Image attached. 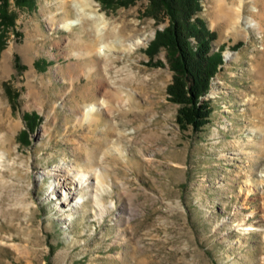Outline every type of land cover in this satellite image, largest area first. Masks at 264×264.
I'll return each instance as SVG.
<instances>
[{
  "label": "rangeland",
  "instance_id": "374dc122",
  "mask_svg": "<svg viewBox=\"0 0 264 264\" xmlns=\"http://www.w3.org/2000/svg\"><path fill=\"white\" fill-rule=\"evenodd\" d=\"M94 2L103 31L146 40L132 54L112 52L119 59L103 77L116 103L87 118L84 106L108 97L98 89L101 71L90 77L73 55L82 27L59 28L65 13L49 26L61 1L8 0L15 19L0 37V264H264V0H229L243 6L229 28L214 25L213 0L200 1L197 17L224 60L203 98L209 123L196 133L176 123L166 50L152 60L144 53L167 20L146 15L148 0ZM26 114L36 115L32 131Z\"/></svg>",
  "mask_w": 264,
  "mask_h": 264
},
{
  "label": "trees",
  "instance_id": "16d2710c",
  "mask_svg": "<svg viewBox=\"0 0 264 264\" xmlns=\"http://www.w3.org/2000/svg\"><path fill=\"white\" fill-rule=\"evenodd\" d=\"M35 0H14L16 6H26ZM104 7L126 8L139 0H100ZM201 0H148L146 15L167 25L156 31L144 53L150 60L162 49L167 52V62L172 72V82L167 87L168 100L178 106L176 123L180 130L200 132L209 123L211 106L203 98L210 80L223 64L220 53L212 52L215 34L206 29L199 19ZM8 0H0V37L14 25V16L8 13ZM195 44L192 45L190 39ZM4 41V40H3ZM239 45V43L237 44ZM4 45L0 43V47ZM18 64L17 57L15 58ZM28 130L34 129L35 114L24 116ZM22 138H28L22 132Z\"/></svg>",
  "mask_w": 264,
  "mask_h": 264
},
{
  "label": "bare ground",
  "instance_id": "6f19581e",
  "mask_svg": "<svg viewBox=\"0 0 264 264\" xmlns=\"http://www.w3.org/2000/svg\"><path fill=\"white\" fill-rule=\"evenodd\" d=\"M55 1H61L64 5L62 7L60 6L59 8H57L58 11L56 13H52L49 15L48 24L50 27H54L57 24V19L55 18L60 13H63V14L65 13L66 17L62 19L63 22L62 23L60 22L57 24L59 28L69 31L72 29V27H76V26L82 27L83 34L79 33L75 39V42L72 44L73 49L78 50V51H75L73 55L77 59L85 60V62L87 63L86 66L89 69L90 77L95 75V73H98V71H101L100 75L102 77L106 75L105 77L107 79L108 78L110 79V76H109L110 67H112L111 66L112 63L116 62L119 59L118 56H114L117 54L115 53L113 55L112 52L119 50L122 53L132 54L134 50L137 47L141 46L143 42L146 40V37H140V38L135 39L136 34L135 35L132 33L129 34V32L122 34L115 27L108 28L103 31L102 24H104L105 22L102 20L96 19L95 15L92 13L93 11L92 12L90 11L91 9L95 10L94 0H55ZM69 2H71V9H73L74 12L67 9L66 5L69 4ZM241 2H243V0H241ZM242 7H243L242 3L241 5L238 4V6H234L233 4L231 5L229 0H213L212 5H211V9H212L211 15L213 18L214 25L229 28L231 24L235 23L237 19V12H240L242 10ZM71 14L74 15V19L70 17ZM250 25L256 26L257 24L250 23ZM112 40L114 41L111 42ZM94 54H96L98 57H101V58L103 57L105 61V64L103 66L95 67L96 65H94V60L92 59V56ZM10 55H11V49L4 56L3 66L9 65ZM226 58L227 60H230L232 58L231 54L227 53ZM117 71H123V70L121 69ZM105 77H103L102 81H100L101 83H99L98 89H101V90L105 89L103 91L105 92V95L108 98L106 99L98 98L99 103H92V104L85 105L83 109H85L84 111H85V115L87 118L92 117V115L96 113L98 109L100 110V109L105 108L111 111L112 108L114 107L112 106L111 103L112 102L116 103L115 101L116 96L113 95V91L115 89L112 92L109 90L110 85L106 84ZM135 77L136 75L130 72L127 74L126 79L129 81L131 80L132 82L133 80H135ZM115 81L117 80L115 79ZM141 82L144 84L143 79ZM92 88L93 87H91V89ZM123 92L125 93V91ZM127 96L129 97V102H132L135 104L138 103L136 102V99L132 91L128 92ZM127 111H130V110H127Z\"/></svg>",
  "mask_w": 264,
  "mask_h": 264
},
{
  "label": "water",
  "instance_id": "95a60500",
  "mask_svg": "<svg viewBox=\"0 0 264 264\" xmlns=\"http://www.w3.org/2000/svg\"><path fill=\"white\" fill-rule=\"evenodd\" d=\"M224 60V59H223Z\"/></svg>",
  "mask_w": 264,
  "mask_h": 264
}]
</instances>
